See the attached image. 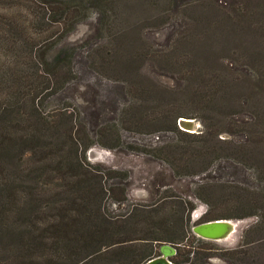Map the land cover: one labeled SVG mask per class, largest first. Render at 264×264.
I'll return each instance as SVG.
<instances>
[{
    "label": "trees",
    "instance_id": "1",
    "mask_svg": "<svg viewBox=\"0 0 264 264\" xmlns=\"http://www.w3.org/2000/svg\"><path fill=\"white\" fill-rule=\"evenodd\" d=\"M69 1L0 0V68H6L8 71L3 72L12 80L7 92L0 95V264H146L161 255L155 248L163 245L177 250L171 258L173 264H212L211 246L217 242L203 240L188 228L190 214L196 209L189 195L180 197L164 192L171 184L166 177L155 174L154 178L146 179L152 189L150 200L132 204L123 213V206L130 202L128 173L91 165L86 154L95 142H81L76 135L81 131L65 128L66 113L52 117L45 114L43 102L63 91L76 76L73 61L77 49L58 47L87 16ZM179 1L172 0L174 8L180 6ZM258 7L250 9L242 3L235 5L233 11L240 18L237 26L254 27L252 36L264 43V3L261 9ZM177 54L172 50L167 58L192 59L178 69L181 76L177 88L184 85L189 88L195 80L192 87L198 99L195 103L206 108L210 118L205 120L197 115L186 118L203 123L204 130L198 135L180 129L178 122L185 118L184 114L171 123V131L177 136L200 140L199 155H192L187 146L177 144L155 149L151 153L154 159L164 162L173 178L187 175L191 160L202 155L206 156L204 172L209 171L213 159L232 160L243 168L253 163L264 166L259 152L250 153L247 149L259 148L264 143L258 136L251 139L247 136L245 145L237 146V155L233 154L235 149L229 145L230 141L220 140L223 134L232 133L231 121L236 126L232 108L224 106V101L236 99L238 109L248 112L250 125L264 123V111L257 104L259 96L264 95V45L250 59V64L261 65L256 77L247 68H233L231 64L234 74L240 73L252 82L247 94L231 87V83L240 81L235 75L228 80L213 69L206 71L211 67L193 48ZM148 55L144 51L130 59L136 64ZM108 58L113 63L119 56L115 53L102 56ZM135 64L125 67L136 68ZM170 66L174 72L177 65ZM157 91L136 83L131 90L125 88L123 97L144 96L147 102L148 96ZM131 110L124 119L128 128L130 118L134 117ZM217 118L222 119L223 128L207 124ZM244 124L238 126L242 131L249 127ZM106 132L100 135L104 137ZM102 145L112 150L118 147ZM73 153L77 157H72ZM237 164L231 167L242 172ZM261 175L264 183V167ZM194 195L210 207L202 217L204 221L198 220L199 223L259 217L255 225L244 230L238 246L223 250L224 257L220 259L224 264H250L257 258L251 252L255 246L254 252L258 253L255 264H264V236L259 237L264 227V204L259 195L245 203L247 198L238 193L240 200L235 202V209L241 214L236 216L213 211L218 204L212 202L215 196L209 186L201 185ZM243 205L250 212L243 213ZM117 211L118 215H111ZM252 231L257 232L258 239L249 238Z\"/></svg>",
    "mask_w": 264,
    "mask_h": 264
},
{
    "label": "rangeland",
    "instance_id": "2",
    "mask_svg": "<svg viewBox=\"0 0 264 264\" xmlns=\"http://www.w3.org/2000/svg\"><path fill=\"white\" fill-rule=\"evenodd\" d=\"M69 3L75 7L78 5L79 9L76 8L79 12L87 16L58 47L77 49L73 61L76 76L63 91L43 102L44 112L49 117L66 113L68 119L64 120L65 128L81 131L76 134L81 142H95L86 154L87 162L91 165L106 171L128 173L130 202L123 206V213L132 204L150 200L152 189L146 179L156 175L166 177L168 184H171L163 189L164 192L180 197L189 195L195 203L196 209L190 214L189 229L198 224V220L204 221L202 217L210 209L194 195L199 192L201 185L209 186L214 192L212 202L218 206L213 211L220 215L241 214L235 209V202L240 200L238 193L247 198L245 203L259 195L264 204V183L259 178L263 179L261 172L264 166L253 163L243 168L232 160L226 162L224 159H213L209 171L204 172L202 169L205 168L203 164L206 156L202 155L191 160L190 173L173 178L164 162L154 159L151 154L155 149H166V145L172 147L177 144L187 146L192 155H199V150H202V144L196 137L177 136L171 131L172 121L183 114V119L190 115L205 120L210 118L207 117L206 108L195 103L198 100L192 89L195 80L191 81L189 88L187 85L177 88V80L181 76L179 70L184 63L192 61L186 57H177V53L193 48L202 55L200 59L211 67L206 68V71L213 69L228 80L235 75L242 82L231 83L233 90L241 94L251 91L252 82L240 73L234 74L231 64L233 68H247L256 77L261 65L250 64V59L258 54L264 43L260 38L252 36L254 27L242 29L237 26L240 18L233 7L246 3L250 9H256L257 5L261 9L264 0H180V6L175 8L172 0H71ZM172 50L177 56L168 59L167 55ZM144 51L149 52L148 58L136 64L135 60L130 59V56ZM106 53H115L119 58L111 63V58L102 59ZM244 56L247 58L242 60ZM243 63L249 65L242 66ZM130 64H135L136 68L125 67ZM172 64L177 65L174 69L179 70L173 72ZM1 69L0 95L7 92L12 81L3 72L8 70ZM7 81L8 85L5 84ZM136 83H144L158 91L148 96L147 102L144 96L127 94L123 97L125 88L131 90ZM259 99L260 103L257 104L264 111V95L259 96ZM237 103L236 99L223 102L224 106L232 108L231 116H235L236 126L231 121L229 129L232 133L220 137V140L230 141L229 145L235 149L233 154L236 155L239 151L237 146H244L247 136L250 139L251 136H258L264 140V123L250 125L248 112L239 110ZM130 109L134 117L130 118L128 128L124 119ZM211 116L214 114L211 113ZM195 121L200 126L196 129L198 135L204 130V125L198 119ZM242 122L245 128L249 126L244 131L238 127ZM207 124L224 127L221 118ZM104 130L107 132L102 137L100 134ZM156 130L162 131L152 133ZM102 143L118 147L112 150ZM247 149L249 152L257 150L259 160L264 164V143L259 148L251 149L249 146ZM79 156L83 157V154ZM219 156L222 155L219 153ZM72 157H77V154L73 153ZM233 163L243 171L237 172L231 167ZM246 207L242 206L243 213L250 212ZM195 211L201 213L198 220L193 218ZM262 211L264 214V208ZM118 214V211L111 213L112 216ZM259 220V217L243 219V225L232 241L217 242L211 246V263L224 264L220 259L224 257L223 250L238 246L244 230ZM261 230L263 232L259 237L264 236V227ZM256 234L252 231L249 238L258 239ZM253 248L255 246H252L251 252L257 258L251 260L250 264H255L258 259V253ZM155 250L158 253L160 247Z\"/></svg>",
    "mask_w": 264,
    "mask_h": 264
},
{
    "label": "water",
    "instance_id": "3",
    "mask_svg": "<svg viewBox=\"0 0 264 264\" xmlns=\"http://www.w3.org/2000/svg\"><path fill=\"white\" fill-rule=\"evenodd\" d=\"M178 125L181 130L188 133H196L200 126L195 120L180 119ZM201 216L200 211H195L193 218L198 220ZM242 220H217L206 223H199L192 227L193 233L199 238L212 242L232 241L239 233ZM161 255L147 262L146 264H173L171 258L177 254V250L170 245H163L160 248Z\"/></svg>",
    "mask_w": 264,
    "mask_h": 264
}]
</instances>
